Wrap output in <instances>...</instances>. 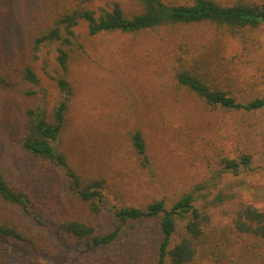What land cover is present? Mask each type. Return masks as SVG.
<instances>
[{
	"label": "rangeland",
	"instance_id": "rangeland-1",
	"mask_svg": "<svg viewBox=\"0 0 264 264\" xmlns=\"http://www.w3.org/2000/svg\"><path fill=\"white\" fill-rule=\"evenodd\" d=\"M115 3L127 15L140 9L137 0H0V173L39 199L37 212L48 224L37 228L0 202V221H14L39 239L36 250L0 238V264H157V220L124 224L108 207L143 208L162 199L170 208L188 193L208 219L206 256L199 264H264V242L233 227L239 206L264 211V106L249 111L213 106L180 89L167 70L186 61L236 102L264 99V24L228 39L216 36L214 24L184 26L162 34L161 41L143 34L90 39L80 22L72 44L61 46L68 53L67 71L57 61L59 42L32 51L33 28L46 16L76 4L98 15ZM26 68L37 84L25 79ZM59 79L72 87L73 111L55 144L78 176L100 175L111 183L101 212L88 219L83 204L65 192V179L37 171L18 144L26 110L61 100ZM92 114L104 120L92 122ZM135 131L144 138L148 165L132 150ZM242 157H248L245 164ZM225 161L238 163L237 172L226 169ZM70 218L89 221L97 233L119 225L129 234L108 247L90 248L86 239L54 232L57 222ZM185 221H178L172 241Z\"/></svg>",
	"mask_w": 264,
	"mask_h": 264
},
{
	"label": "trees",
	"instance_id": "trees-1",
	"mask_svg": "<svg viewBox=\"0 0 264 264\" xmlns=\"http://www.w3.org/2000/svg\"><path fill=\"white\" fill-rule=\"evenodd\" d=\"M140 9L132 14H125L115 3L110 10L98 15L91 9L80 4L60 8L51 16L43 18L34 26L31 34L33 52L39 51L44 45L59 42L57 61L60 67L68 70V53L61 46H70L75 37L74 28L83 22L86 34L90 39H102L108 34L146 36L163 40L162 34L171 33L173 28L214 24L219 30L216 36L228 39L239 31L256 29L264 24V0H227V3L215 0H194L178 3L164 0H137ZM168 73L172 79L184 89L197 95L213 106L234 110H257L264 106V99H255L247 103L236 102L233 97L215 90L213 82L198 76L193 66L186 61L177 62ZM26 80L37 84L35 73L26 68ZM63 96L51 107L29 108L25 112L22 134L18 138L21 150L35 160V167L40 171L58 172L65 179V192L73 195L84 206L83 218L98 215L102 210V202L106 191L111 190L110 181L104 176L96 175L90 178L78 176L64 153L55 144L66 123L68 115L73 111L70 99L72 87L65 80L57 81ZM103 114V112H102ZM106 117V116H105ZM110 118L109 116H107ZM104 120L99 114H92L90 121ZM132 150L142 163L148 165L145 141L139 131L130 136ZM248 157H242L240 163L245 164ZM238 163L225 161L224 167L237 172ZM34 170V172H37ZM28 189L17 187L15 182L6 179L0 173V202L10 208L15 217L24 216L34 222L37 228H47L39 217L40 208ZM114 216L122 223L155 219L161 232L157 244V264H199L206 256L204 247L203 226L207 217L193 206L191 194H184L170 208H166L162 199L147 204L145 207H108ZM186 218L184 231L178 240L172 241L177 233L179 220ZM15 219V218H12ZM53 226L56 234H67L76 240H87L90 248L102 249L117 242L127 234L121 226H116L107 233H97L89 221L79 218L60 220ZM50 227V226H49ZM233 227L238 233L248 235L264 242V211L251 206L241 205L235 212ZM129 234V231H128ZM127 234V235H128ZM0 238L11 239L22 244L31 245L38 250L39 245L33 235L25 234L14 222L0 221ZM222 261L214 260L215 263ZM47 262V261H46ZM47 263H55V260Z\"/></svg>",
	"mask_w": 264,
	"mask_h": 264
}]
</instances>
